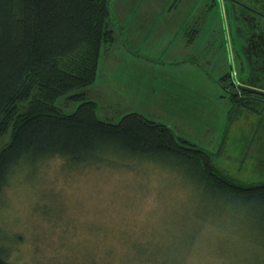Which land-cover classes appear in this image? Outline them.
<instances>
[{"label": "rangeland", "instance_id": "1", "mask_svg": "<svg viewBox=\"0 0 264 264\" xmlns=\"http://www.w3.org/2000/svg\"><path fill=\"white\" fill-rule=\"evenodd\" d=\"M108 8L111 38L103 42L93 81L83 89L96 102L98 117L115 123L140 113L212 152L223 173L244 183L264 181V111L233 108L223 89L238 93L221 76L230 71L238 84L242 64L225 2L109 0ZM57 103L66 112L78 104L64 98ZM150 163L168 172V189L187 193L179 202L171 191L158 193L165 223L189 225L211 217L222 200L177 168ZM127 169L71 166L63 182L53 184L13 171L0 199V244L8 245L7 259L15 264L12 249L27 236L34 249L29 264H184L180 247L162 251L152 243L154 233L137 230L131 198L117 188ZM38 224L46 225L40 235ZM5 229L13 235L4 237ZM218 259L264 264L258 229L246 221L240 240Z\"/></svg>", "mask_w": 264, "mask_h": 264}, {"label": "trees", "instance_id": "2", "mask_svg": "<svg viewBox=\"0 0 264 264\" xmlns=\"http://www.w3.org/2000/svg\"><path fill=\"white\" fill-rule=\"evenodd\" d=\"M108 2L0 0V199L18 161L48 153L70 158L72 167L125 169L130 165L121 162H156L194 178L216 199L247 205V221L264 245V181L244 183L223 173L212 152L140 113L115 123L98 117L96 102L83 89L93 81L100 48L111 35ZM231 74L221 79L239 88ZM240 89L247 97L239 98L237 89L227 94L233 108L262 113L264 94ZM60 98L78 104L66 112ZM0 264H14L3 244Z\"/></svg>", "mask_w": 264, "mask_h": 264}, {"label": "clouds", "instance_id": "3", "mask_svg": "<svg viewBox=\"0 0 264 264\" xmlns=\"http://www.w3.org/2000/svg\"><path fill=\"white\" fill-rule=\"evenodd\" d=\"M121 163L130 165L126 171L120 173V184L117 188L123 189L131 198V219L137 230L144 229L155 234L152 243L159 245L162 251L166 246H178L185 256L184 264H220L218 257L221 251L240 240L243 227L250 218V208L247 205L234 200L220 201L213 206L209 218L189 225L165 223L162 219L163 203L158 193L171 191L177 202L184 201L187 193L179 189H168V172L148 161ZM70 166V158L60 153H48L34 159L18 161L14 172L22 173L42 184H53L63 182V176ZM8 192L5 187L4 193L7 195ZM42 227L46 225H37L36 235H40ZM12 235L5 229L4 237ZM28 241L29 237L26 236L24 243L18 242L12 249L11 258L15 264H29V256L34 249ZM25 244H28L27 248ZM40 250L43 251V245H40ZM39 256L40 253L37 252L36 258L39 259Z\"/></svg>", "mask_w": 264, "mask_h": 264}, {"label": "flooded vegetation", "instance_id": "4", "mask_svg": "<svg viewBox=\"0 0 264 264\" xmlns=\"http://www.w3.org/2000/svg\"><path fill=\"white\" fill-rule=\"evenodd\" d=\"M223 1L242 54L239 89L248 88L264 92V0ZM241 92L240 89L239 98L247 97Z\"/></svg>", "mask_w": 264, "mask_h": 264}, {"label": "water", "instance_id": "5", "mask_svg": "<svg viewBox=\"0 0 264 264\" xmlns=\"http://www.w3.org/2000/svg\"><path fill=\"white\" fill-rule=\"evenodd\" d=\"M263 62H264V60H263ZM263 64H264V63H263ZM263 64H262V67H263ZM223 89L226 90L224 86H223ZM250 90L257 91V92H259V93H261V94H264L263 91H258V90H254V89H250ZM226 92H227V94H232V92H230V91H228V90H226Z\"/></svg>", "mask_w": 264, "mask_h": 264}, {"label": "bare ground", "instance_id": "6", "mask_svg": "<svg viewBox=\"0 0 264 264\" xmlns=\"http://www.w3.org/2000/svg\"><path fill=\"white\" fill-rule=\"evenodd\" d=\"M105 1H106V0H105ZM178 4H179V3H178ZM180 7H181V6H180ZM106 9H107V8H106ZM107 11H108V10H107ZM108 12H110V11H108ZM110 17H111V16H110ZM110 17H109V18H110ZM111 21H112V20H111ZM110 36H111V35H110ZM110 36H108V37H110ZM112 37H113V36H112ZM110 38H111V37H110ZM110 38H109V39H110ZM113 38H114V37H113ZM106 40H107V38L105 39V41H106ZM105 41H104V42H105ZM260 41H261V40H260ZM257 44H259V43H257ZM257 44H256V45H257ZM260 44H261V43H260ZM254 46H255V45H254ZM255 47H257V46H255ZM259 47H260V46H259ZM261 47H262V45H261ZM257 48H258V47H257ZM130 50H131V49H130ZM246 50H247V49H246ZM263 51H264V50H263ZM263 51H262V52H263ZM248 58H249V56H248ZM250 58H251V57H250ZM215 80H216V79H215ZM176 134H177V133H176ZM256 160H257V159H256ZM256 165H257V164H256Z\"/></svg>", "mask_w": 264, "mask_h": 264}]
</instances>
